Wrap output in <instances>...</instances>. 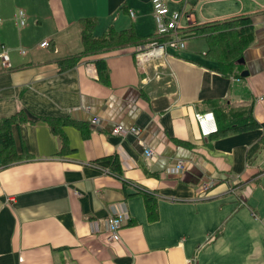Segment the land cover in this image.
<instances>
[{
  "label": "crops",
  "instance_id": "obj_1",
  "mask_svg": "<svg viewBox=\"0 0 264 264\" xmlns=\"http://www.w3.org/2000/svg\"><path fill=\"white\" fill-rule=\"evenodd\" d=\"M168 8L190 17L179 34L193 38L141 71L135 53L156 34L151 0H0V56L10 65L0 58V119L21 112L33 121L10 126L21 158L0 163V264H253L264 256V0H169ZM86 18L97 20L96 37L112 27L147 42L81 55ZM237 18H249L252 33L229 63L210 34ZM207 112L218 134L203 138L196 116ZM42 118L69 121L60 134L66 151L58 154ZM116 125L140 135L113 136ZM114 158L120 176L110 171ZM178 163V173L167 172ZM145 193L155 199L153 221ZM118 215L125 224L110 243L107 220Z\"/></svg>",
  "mask_w": 264,
  "mask_h": 264
},
{
  "label": "trees",
  "instance_id": "obj_2",
  "mask_svg": "<svg viewBox=\"0 0 264 264\" xmlns=\"http://www.w3.org/2000/svg\"><path fill=\"white\" fill-rule=\"evenodd\" d=\"M228 24L230 26L226 27L227 30L223 34H221V36H213L212 34H210V38L212 42V47L215 50L220 51L222 55H224V53L232 54V56L229 58V61L227 59H223L224 61L230 63L233 62L238 56H240V53L243 50V47L240 48L242 38L243 36L244 38L247 36H251L252 26L249 18H237L229 21ZM78 25L80 30V41L82 44L81 55L95 54L112 48L123 47L131 44L138 46L143 45L147 42L137 40V37L132 30H124L117 32L113 30L112 27H110L101 36L96 37L93 35V32L97 25V20L95 18L80 19ZM191 29L192 32L198 31L197 28L191 27ZM184 34L185 36H182V38L185 41L187 39L193 38V35L191 33L185 32ZM79 57L80 56H77L76 58L79 59ZM74 60L75 58L67 60L71 61V63L66 64L67 68L75 66L76 61L74 62ZM95 66L98 74V80H100L102 84L107 86L109 83V77L106 63L103 60H97L95 62ZM41 120L49 125L51 129V134L57 139V143L60 146V149L58 148V154H61L62 152L66 151V139L63 135L60 134H62L61 127L67 124L69 121H62L53 118H42ZM22 123L32 124L33 121L25 119L24 115L21 112L17 113L12 117L0 119V163L2 166H7L9 164L18 162V160L21 158L15 154L14 144L10 133V126L13 124ZM73 125L78 128H81V126L76 125L74 123ZM261 128L264 131V125H262ZM217 134L218 132L215 134V136ZM262 140L264 143V137ZM110 171L117 176L121 175L120 166L117 162V159L115 158L111 159L110 161ZM143 198L145 209L147 212V218L150 221H153L154 219H156L157 213L155 199L151 197L148 193H145L143 195Z\"/></svg>",
  "mask_w": 264,
  "mask_h": 264
},
{
  "label": "built area",
  "instance_id": "obj_3",
  "mask_svg": "<svg viewBox=\"0 0 264 264\" xmlns=\"http://www.w3.org/2000/svg\"><path fill=\"white\" fill-rule=\"evenodd\" d=\"M169 0H151L152 5V15L156 25V34L152 39H150L149 44L144 47H139L135 53V58L138 68L143 71L144 63H147L151 59L160 58L168 51L179 52L186 49V41L180 36L179 31L181 30L182 19L189 21L190 17L186 15L183 11H170L168 8ZM222 0H198L201 4H209L214 2H219ZM188 0H183V4H187ZM132 16V13H130ZM15 25L22 28L26 25V15L24 11L18 10L14 15ZM2 22L0 20V26ZM48 45V41H43L40 43L41 48H45ZM20 54L24 55L25 51L20 50ZM0 58L2 59L3 66L9 68L8 55L6 52L1 53ZM154 78L159 79L160 74L155 73ZM99 123L97 118L91 120V124L96 125ZM196 124L200 133V136L207 138L215 133H217V126L215 118L212 112L198 114L196 116ZM141 129L138 127H125L121 125H116L112 129V135L118 137H126L127 135H132L138 137L140 135ZM152 152L150 150H145V156L150 158ZM182 169L181 163H178L175 168L168 169L167 172L170 174H176ZM211 183L203 184L201 189L203 191L210 187ZM125 224V219L118 215L111 217L107 220L106 233L107 241L110 243L118 242L120 239V232ZM190 264V262H189Z\"/></svg>",
  "mask_w": 264,
  "mask_h": 264
},
{
  "label": "rangeland",
  "instance_id": "obj_4",
  "mask_svg": "<svg viewBox=\"0 0 264 264\" xmlns=\"http://www.w3.org/2000/svg\"><path fill=\"white\" fill-rule=\"evenodd\" d=\"M188 40H190V39H188ZM152 79H154V78H152ZM151 79V80H152ZM156 79V78H155ZM262 250L259 252V253H256L258 256H259V259L257 260V261H255V262H253V264H264L263 263V260H264V256L262 257ZM232 260H235V261H237V259H234V258H232Z\"/></svg>",
  "mask_w": 264,
  "mask_h": 264
},
{
  "label": "water",
  "instance_id": "obj_5",
  "mask_svg": "<svg viewBox=\"0 0 264 264\" xmlns=\"http://www.w3.org/2000/svg\"><path fill=\"white\" fill-rule=\"evenodd\" d=\"M247 73L244 71L243 73H241V76H246Z\"/></svg>",
  "mask_w": 264,
  "mask_h": 264
}]
</instances>
